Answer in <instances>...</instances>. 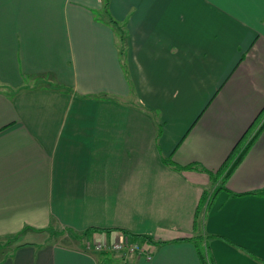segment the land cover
Segmentation results:
<instances>
[{"label": "crops", "instance_id": "0c3cea01", "mask_svg": "<svg viewBox=\"0 0 264 264\" xmlns=\"http://www.w3.org/2000/svg\"><path fill=\"white\" fill-rule=\"evenodd\" d=\"M91 228L264 264V0H0V264H108L43 238Z\"/></svg>", "mask_w": 264, "mask_h": 264}, {"label": "rangeland", "instance_id": "374dc122", "mask_svg": "<svg viewBox=\"0 0 264 264\" xmlns=\"http://www.w3.org/2000/svg\"><path fill=\"white\" fill-rule=\"evenodd\" d=\"M120 38V37H119ZM120 48H125V46L123 47V45H120ZM121 52H123V50H121ZM123 60H125V56H123ZM63 231L61 229H58V230H50V232H47V234L45 233L43 235V238L45 239V241H48V240H59L60 242H64V239H65V242H72L74 240L75 243H77V240L74 239L70 233L64 235L62 233ZM64 235V237H62ZM94 237H90L89 239H84L85 240V248L86 250L88 251L87 247L89 245H91L92 243H94L95 241L96 242H101V241H107L109 245H113L115 240L114 241H111L110 239L108 238H105L104 239H101L98 235L96 237V235H93ZM10 238H13V237H1L0 238V247H6V249H0V258L2 257L3 254L5 253H8L13 247L14 245L19 241V238L18 240H14V239H10ZM93 238V239H92ZM103 238V237H102ZM63 239V240H62ZM62 240V241H61ZM73 242V243H74ZM128 242L129 243H132V244H138V245H144V242L142 241H135V240H129L128 239ZM131 245V244H130ZM92 246V245H91ZM89 251H92L89 249ZM97 252V251H95ZM102 254L107 255L108 259L111 260V262H106L108 264H119V262H114L115 260L117 261H120L121 258L124 256L125 258H128V257H131V256H137V252L135 253H132V252H129V251H118V250H114L112 248H110V250H107V251H103L101 252Z\"/></svg>", "mask_w": 264, "mask_h": 264}, {"label": "trees", "instance_id": "16d2710c", "mask_svg": "<svg viewBox=\"0 0 264 264\" xmlns=\"http://www.w3.org/2000/svg\"><path fill=\"white\" fill-rule=\"evenodd\" d=\"M108 1L109 0H103L104 2V9L106 10L107 8V5H108ZM115 28L117 29V31L119 32V37H120V40L121 41H125L127 39V32H125L120 26H115ZM123 44V42H122ZM125 44V43H124ZM125 45H123L124 47ZM122 50V49H121ZM148 112H150L152 115H154V112H151V110H147ZM161 131H159V134H160ZM168 164L174 166L175 168H180L182 169L181 167H179L178 165H176L175 163L171 162L170 160H168ZM192 167H198V166H190L189 168H192ZM186 168V167H185ZM184 169V168H183ZM221 175L222 174V170H219L218 172H216V177L217 175ZM218 180V179H217ZM100 230L99 229H96V228H91V229H88L87 231L83 232V233H76V232H73V231H69L70 235L76 239V240H79V241H82L83 239L85 238H88V237H93L91 235H95L99 232ZM108 232V231H107ZM110 232V231H109ZM121 235H123L125 238H128L129 240H135V241H143V242H146V241H151V238L147 235H133V234H130L128 232H125V231H122L120 232ZM18 236H14L13 238H10V239H14V240H17ZM0 249H6V247H0Z\"/></svg>", "mask_w": 264, "mask_h": 264}, {"label": "built area", "instance_id": "2783aa9c", "mask_svg": "<svg viewBox=\"0 0 264 264\" xmlns=\"http://www.w3.org/2000/svg\"><path fill=\"white\" fill-rule=\"evenodd\" d=\"M117 240H115L114 244L111 246L108 244V242L105 241H101V242H94L91 245H89L87 247V249L89 250H93V251H97V252H103V251H107L110 250V248L114 249V250H124V251H129L132 253L137 252L139 256L145 255L147 260L151 259V253L148 252L144 246L142 245H138V244H132L128 242V239L125 238L123 235H120L116 238ZM131 244V245H130Z\"/></svg>", "mask_w": 264, "mask_h": 264}]
</instances>
